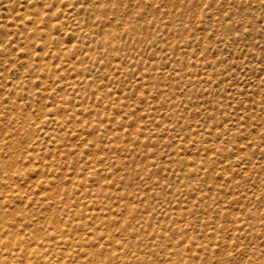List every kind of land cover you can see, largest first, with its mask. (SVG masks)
<instances>
[{"label":"rangeland","instance_id":"obj_1","mask_svg":"<svg viewBox=\"0 0 264 264\" xmlns=\"http://www.w3.org/2000/svg\"><path fill=\"white\" fill-rule=\"evenodd\" d=\"M0 264H264V0H0Z\"/></svg>","mask_w":264,"mask_h":264}]
</instances>
